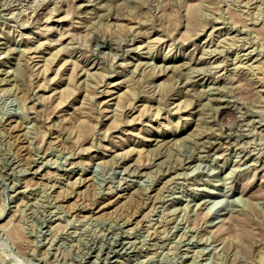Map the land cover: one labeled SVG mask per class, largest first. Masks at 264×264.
Segmentation results:
<instances>
[{"label":"rangeland","instance_id":"obj_1","mask_svg":"<svg viewBox=\"0 0 264 264\" xmlns=\"http://www.w3.org/2000/svg\"><path fill=\"white\" fill-rule=\"evenodd\" d=\"M0 264H264V0H0Z\"/></svg>","mask_w":264,"mask_h":264}]
</instances>
